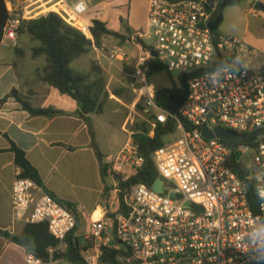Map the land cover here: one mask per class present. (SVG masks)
I'll return each mask as SVG.
<instances>
[{
	"label": "built area",
	"instance_id": "built-area-1",
	"mask_svg": "<svg viewBox=\"0 0 264 264\" xmlns=\"http://www.w3.org/2000/svg\"><path fill=\"white\" fill-rule=\"evenodd\" d=\"M221 1L146 0L145 25L127 39L135 56L119 48L108 53L111 61L132 66L134 104L140 103L148 117L154 116L150 136L155 123L165 122L169 113L155 103L149 62L158 59L170 72L185 77L187 96L179 113L189 129L177 119L180 137L151 155L163 193L144 183L128 189L114 186L111 206L89 221L86 264H98L104 248L123 251L116 255L123 264H264L260 242L264 196L259 194L264 192V131L251 143L237 141L233 149L201 134L204 127L243 136L264 129V69L244 66L242 54L253 52L242 40L214 27ZM5 2L8 18L0 44L15 47L21 22L36 16L40 3L18 13L9 0ZM46 4L54 5V12L68 25L88 30V25L76 24L84 21L86 0H46ZM143 161L130 138L109 162L110 170L125 182ZM234 164L242 166L244 179L233 171ZM11 204L15 221L46 223L60 243L77 225L75 215L30 178H14ZM24 261L56 264L53 249L45 260L26 252Z\"/></svg>",
	"mask_w": 264,
	"mask_h": 264
},
{
	"label": "crops",
	"instance_id": "crops-1",
	"mask_svg": "<svg viewBox=\"0 0 264 264\" xmlns=\"http://www.w3.org/2000/svg\"><path fill=\"white\" fill-rule=\"evenodd\" d=\"M9 1L18 13L26 12L28 5L33 2L40 3L34 18L56 8L46 4V0ZM69 1L72 3L74 0ZM105 1L108 0L97 2L94 6H106L103 4ZM244 2L261 4L264 7V0ZM144 3V18L140 28L144 27L146 22V0ZM113 4H110L111 7L119 10L117 20H112L110 24L106 16H98V20L104 22L110 30L120 32V19L128 25L133 5L131 1L127 4ZM5 5L7 6L6 2ZM251 11L257 16V13ZM259 13L264 16V11L259 10ZM95 14L90 15V20L94 19ZM76 24L80 27L84 25L80 21ZM87 25L90 26L91 23L88 22ZM84 29L87 30L86 27ZM22 36L29 42L27 48L19 46L17 53L15 49L13 52L0 53V230L19 234L25 226L24 222L15 221L13 218L11 185L14 178L19 176L20 169L10 151L11 142L24 152L27 161L37 171L44 189L56 200L71 205L69 209L76 217V228L81 220L89 228L90 219L98 218L102 210L111 206L114 200L113 188L119 180L117 175L111 172L109 162L131 138V132L126 129V125L132 122L131 114L125 115L126 104L117 93L110 90L107 82L109 71L98 65L88 52L75 59L70 67L87 73L90 63H95L101 70L107 93L102 99V113L85 116L90 124L88 127L87 122L79 115L80 109L76 101L39 78V73L46 63L43 55L32 56V49L37 47L39 42L23 33L17 35L16 44H20ZM240 40L254 55L257 50L264 52V42L256 41L248 30L242 33ZM12 90L32 108H52L62 113L51 117L30 115L11 95ZM134 105L133 103L131 107ZM93 143L102 154L101 159L98 158ZM75 231L73 236L77 237ZM55 250V262L62 264L66 261L63 257L64 244L60 243ZM25 253L24 247L0 236V264H26Z\"/></svg>",
	"mask_w": 264,
	"mask_h": 264
},
{
	"label": "trees",
	"instance_id": "trees-1",
	"mask_svg": "<svg viewBox=\"0 0 264 264\" xmlns=\"http://www.w3.org/2000/svg\"><path fill=\"white\" fill-rule=\"evenodd\" d=\"M241 0H222L220 13L214 27L219 29L222 22V13L226 7L234 6ZM8 18V11L4 0H0V39L3 26ZM121 27L128 32L125 21L120 19ZM18 34H27L32 40L38 41L39 45L32 49V56L43 55L45 57V66L39 78L56 88L60 93L65 94L76 101L79 106V115L87 122L90 127L88 118L85 116L91 113L101 114L103 111V98L107 96L104 89V79L101 76V70L98 66L92 65L87 73L79 72L70 67V64L80 56L89 52L92 47L100 48L103 37L112 36L122 41L127 40L129 36L118 31L107 28L106 24L96 18L91 20L88 26V35L82 31L68 25L57 13L50 11L37 18L23 20L18 28ZM17 53V50L15 49ZM149 76L154 72H164L171 78V72L158 60L153 59L149 62ZM264 69V66H263ZM133 68L129 64H122V74L126 81L132 83ZM155 103L158 107L168 111L165 122H156L153 128V134L150 136V121L154 117H148L144 113V121H135L130 127L131 139L138 146V153L143 157V164L137 173L127 179L125 182L118 181V185L123 189H128L136 183H144L151 186L159 177L153 161L152 153L163 146L164 137L173 134L177 128V119H179L185 129H189L179 113V108L187 96L186 78L177 75L176 83L171 87L155 88ZM11 95L14 96L22 108L33 116H55L62 112L52 108L40 109L32 108L30 104L23 101L15 90ZM140 110L143 107L137 104ZM85 117V118H84ZM98 158L102 154L96 148ZM10 151L14 154V162L20 169V177L30 178L41 184L37 171L27 161L24 152L11 142ZM240 164H234L232 169L242 179L245 178V172L240 168ZM104 168H102V171ZM44 188V187H43ZM49 193V192H48ZM50 194V193H49ZM51 195V194H50ZM52 196V195H51ZM119 201L122 202L121 195H118ZM62 206L70 210V204L58 201ZM71 211V210H70ZM76 227L65 237L63 257L66 261L74 264H86L82 252L87 248L88 241L80 245L78 238L73 236ZM0 236L10 242L22 246L26 252L32 253L36 257L45 260L48 257V251L53 249V258L56 259V248L60 241L54 238L48 231L46 223H27L19 234H12L6 230H0ZM125 254L123 251L104 248L100 254L101 264H123L116 259V255Z\"/></svg>",
	"mask_w": 264,
	"mask_h": 264
},
{
	"label": "rangeland",
	"instance_id": "rangeland-1",
	"mask_svg": "<svg viewBox=\"0 0 264 264\" xmlns=\"http://www.w3.org/2000/svg\"><path fill=\"white\" fill-rule=\"evenodd\" d=\"M104 1V0H87L88 3V10L85 13L84 18V25L87 23H91L89 17L90 15L95 14L97 19L98 16L107 17L109 24L111 21H116L118 16V9H115L113 3H118V5L123 3L132 2V16L130 18V22L127 25L128 32L121 27L120 33H124L125 35L129 36L133 32H135L138 28L141 27L144 18V10H145V3L144 0H108L105 1L103 4L106 6H97L95 7V3ZM111 4V5H110ZM256 4L244 2V0L240 1L237 5L226 7L223 11V21L219 26V30L224 35L234 36L238 39H242V33L245 30L248 32L258 41L259 43L264 42V16H260L259 10L255 8ZM125 10V8H124ZM257 13L255 16L252 11ZM54 12V11H53ZM56 13V12H55ZM94 16V15H92ZM260 16V18H259ZM94 17V18H95ZM113 23V22H112ZM83 25V26H84ZM84 29V28H83ZM84 34L88 35V30L84 29ZM19 35V34H17ZM25 37V36H24ZM22 36V40L20 44H16V46H12L10 42H4L0 44V53H4L6 51L13 52L14 49H17L19 46L22 48H27L29 42L25 41V38ZM246 46V45H245ZM115 48H119L122 51L128 53L130 56L136 54V49L132 44L126 41H122L121 39L112 37V36H105L102 39L101 47L96 48L92 47L90 49L89 56L93 57L98 65H100L104 70L109 71V76L107 79L109 88L111 91H114L118 94L119 97L122 98L123 102L126 104L125 107V115L131 114L132 122L126 125V129L130 130L129 127L135 121H144V112L137 107V104L134 107L131 105L134 103L136 99V94L132 91L131 83L127 82L125 77L122 74V64H126L125 62H117L111 61L108 58V53ZM247 49V48H246ZM257 50V49H256ZM242 64L249 69H258L264 65V52L258 51L256 55H248L246 52L242 54ZM95 63H90V68ZM177 74L175 72H171V78L167 76L163 71L162 72H154L149 76V80L151 83L154 84L155 88L160 87H171L172 83H176ZM131 110V111H130ZM120 120V119H119ZM119 126V125H118ZM180 131L176 128L173 134H169L164 137V143L169 144L175 141L177 138L180 137ZM113 173V172H112ZM117 175L116 173H114ZM118 180L120 177L117 175ZM109 202V200H108ZM75 234L78 237V242L80 245L85 244V237L89 233V228L85 224L83 220L80 221L78 227L75 229ZM83 258L86 256L84 252H82ZM62 264H74L68 261H64ZM98 264H101L100 261Z\"/></svg>",
	"mask_w": 264,
	"mask_h": 264
},
{
	"label": "water",
	"instance_id": "water-1",
	"mask_svg": "<svg viewBox=\"0 0 264 264\" xmlns=\"http://www.w3.org/2000/svg\"><path fill=\"white\" fill-rule=\"evenodd\" d=\"M256 9L264 11V7L261 4L256 5ZM262 131H264V129H259L249 133L246 136H243L229 130H222L217 127L213 128L212 130L204 127L201 129V134L208 139H220L226 144L229 149H233L237 141L245 140L246 143H251L254 138ZM162 185V180L160 178H157L156 181L151 185V188L156 193H163ZM170 197L173 198L175 197V195L173 193H170ZM184 205L189 206V203L185 202Z\"/></svg>",
	"mask_w": 264,
	"mask_h": 264
},
{
	"label": "clouds",
	"instance_id": "clouds-1",
	"mask_svg": "<svg viewBox=\"0 0 264 264\" xmlns=\"http://www.w3.org/2000/svg\"><path fill=\"white\" fill-rule=\"evenodd\" d=\"M261 196H264V192L259 193ZM260 242L264 243V233L260 234Z\"/></svg>",
	"mask_w": 264,
	"mask_h": 264
}]
</instances>
